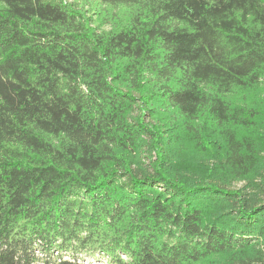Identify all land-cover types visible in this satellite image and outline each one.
I'll use <instances>...</instances> for the list:
<instances>
[{
	"label": "trees",
	"instance_id": "16d2710c",
	"mask_svg": "<svg viewBox=\"0 0 264 264\" xmlns=\"http://www.w3.org/2000/svg\"><path fill=\"white\" fill-rule=\"evenodd\" d=\"M263 78L264 0H0V264H264Z\"/></svg>",
	"mask_w": 264,
	"mask_h": 264
},
{
	"label": "rangeland",
	"instance_id": "374dc122",
	"mask_svg": "<svg viewBox=\"0 0 264 264\" xmlns=\"http://www.w3.org/2000/svg\"><path fill=\"white\" fill-rule=\"evenodd\" d=\"M262 82H263V86H261V89L260 91H258V95H257V97L260 100H264V78L262 79ZM259 133L262 136V156H264V128L262 127V125H259ZM185 153L188 154L189 152H185ZM196 157L198 158V160H200L199 155H196ZM210 164H212V162ZM254 177L255 178L252 180L234 181L232 182V186H233L232 188L236 190L244 189L248 193L256 194L258 197L262 198L264 202V190H263L264 189V169L260 174L257 173ZM86 262L88 264H108L105 259H95V260L88 259Z\"/></svg>",
	"mask_w": 264,
	"mask_h": 264
},
{
	"label": "built area",
	"instance_id": "2783aa9c",
	"mask_svg": "<svg viewBox=\"0 0 264 264\" xmlns=\"http://www.w3.org/2000/svg\"><path fill=\"white\" fill-rule=\"evenodd\" d=\"M85 264H88L87 262H85Z\"/></svg>",
	"mask_w": 264,
	"mask_h": 264
}]
</instances>
